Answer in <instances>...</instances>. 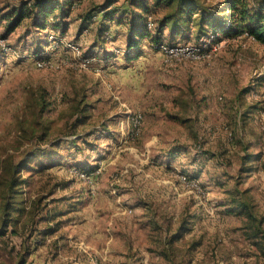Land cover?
<instances>
[{
  "label": "rangeland",
  "instance_id": "rangeland-1",
  "mask_svg": "<svg viewBox=\"0 0 264 264\" xmlns=\"http://www.w3.org/2000/svg\"><path fill=\"white\" fill-rule=\"evenodd\" d=\"M27 1L0 0V179L21 163L22 208L0 227V264H264V43L214 34L208 58L169 61L142 41L138 56L80 69L65 43L95 61L124 51L120 28L111 41L96 29L105 0H76L62 34L29 14L8 31ZM41 49L52 66H37ZM127 109L142 115L134 136Z\"/></svg>",
  "mask_w": 264,
  "mask_h": 264
},
{
  "label": "trees",
  "instance_id": "trees-1",
  "mask_svg": "<svg viewBox=\"0 0 264 264\" xmlns=\"http://www.w3.org/2000/svg\"><path fill=\"white\" fill-rule=\"evenodd\" d=\"M75 2L76 0H28L10 22L8 31L16 28L25 14H29L33 16L36 28H51L62 34L67 26L64 19L70 15ZM118 2V0H105L101 8L103 10L101 17L104 21L115 20L127 26L123 54L129 55V52L133 51L135 56H138L142 41L157 49L160 43H171L177 35L182 36L191 31L196 38L208 32L219 36L247 33L264 43V9H247L244 0H226L227 13H223L220 8L210 7L212 5L205 6L200 0H125L119 6L116 5ZM262 2L264 3V0ZM55 11L57 14L54 13ZM93 12L81 17L79 32L88 30ZM195 13L197 17L193 18ZM148 22L151 23L150 27ZM107 28L108 25H104L98 28V32L104 36V32L109 30ZM41 52L42 49L35 53L41 57ZM19 165L21 163L5 166L4 176L0 179L1 228H5L10 223L15 225L19 218L13 219L12 216L16 208L22 211L21 207L14 206L17 198L15 188Z\"/></svg>",
  "mask_w": 264,
  "mask_h": 264
},
{
  "label": "built area",
  "instance_id": "built-area-1",
  "mask_svg": "<svg viewBox=\"0 0 264 264\" xmlns=\"http://www.w3.org/2000/svg\"><path fill=\"white\" fill-rule=\"evenodd\" d=\"M148 26H151V23L148 22ZM50 37V36H49ZM104 37L108 40L111 39L112 34L110 31H105L104 32ZM56 36H51L49 41L53 45L56 44ZM110 38V39H109ZM58 42V41H57ZM215 42V35L210 34L209 37L206 38H200V41L197 45L195 44H183V45H170L168 43H160L157 47V50L162 52L166 57L168 58L167 60H177V59H201L203 57L208 58L211 54V52H214L215 50L218 49L217 43ZM210 43L213 44V47H210ZM66 47L68 50L73 52L74 56L76 57V63L75 66L80 68V69H88L90 67L95 66V57L90 56V55H85V53L81 50L79 45H76L75 43H65ZM52 48V47H51ZM211 49V52L209 53ZM116 54H120L122 50L120 49H115L114 51ZM37 66L40 68L44 67H49L52 66V63L43 57H39L36 62ZM100 68V67H99ZM127 114L129 117V123H130V130H129V135L134 136L135 134L138 133L139 127L142 121V115L138 112H132V110L127 109ZM80 177L84 178L85 174L80 173ZM180 180L185 183L186 180H188L187 176L185 175H180ZM192 185H196V183H192Z\"/></svg>",
  "mask_w": 264,
  "mask_h": 264
},
{
  "label": "crops",
  "instance_id": "crops-1",
  "mask_svg": "<svg viewBox=\"0 0 264 264\" xmlns=\"http://www.w3.org/2000/svg\"><path fill=\"white\" fill-rule=\"evenodd\" d=\"M79 20L81 21V18H79ZM94 23H97V24H95L96 25V29L98 30V28H100V27H102V26H104V25H108V26H110L109 28H112V26L113 25H115L114 27L115 28H120V30H119V32L120 33H122V36H120V38L117 40V42H120L121 40H122V42H124V40H125V42H126V34H127V26L124 24V23H117L115 20H111V21H104V20H101V17H100V19L98 20V21H96V22H94ZM94 23H89V25H88V28L91 30V28H92V26H94L93 24ZM113 23V24H112ZM109 24H112V25H109ZM123 34H124V36H123ZM114 36H112L111 37V40H112V38H113ZM110 40V41H111ZM123 46V45H122ZM121 47V46H120ZM123 48H125V47H123ZM95 50H99V49H97L96 47H95ZM97 51H94L93 52V54L94 55H96V53H97ZM115 54V53H114ZM113 54V52L109 55H105L103 58L102 57H100V56H98V55H96V61H95V66H97V67H103V66H107L110 62H111V60H117V59H120V57L122 58V56H124V54H123V52H121L120 54H117V55H114ZM127 57V56H126ZM130 82H134L133 81V78H129L128 79ZM128 80H124V79H120V81H118V83L121 85V86H124V84L126 85V83H128L129 81ZM107 88V87H106ZM108 89V88H107ZM110 91V90H109ZM59 167L61 166V165H58ZM47 237V236H46ZM48 237H50V239L51 240H54L55 239V237H54V235H52V233L50 232V235L48 236ZM70 239V241H71V243H68L69 244V246H73V247H76V248H80V249H82L83 248V250L85 251V249H84V246H86V244H85V242L83 241V240H81L80 242H78V238H74L72 235H71V237H70V235L68 236V237H66V239ZM74 238V241L72 240ZM68 239V240H69ZM67 240V241H68ZM69 241V242H70ZM59 243V242H58Z\"/></svg>",
  "mask_w": 264,
  "mask_h": 264
}]
</instances>
